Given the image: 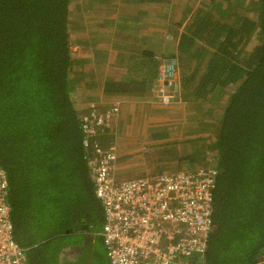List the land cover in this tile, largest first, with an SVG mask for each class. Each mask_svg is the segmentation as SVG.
I'll return each instance as SVG.
<instances>
[{"label":"trees","instance_id":"1","mask_svg":"<svg viewBox=\"0 0 264 264\" xmlns=\"http://www.w3.org/2000/svg\"><path fill=\"white\" fill-rule=\"evenodd\" d=\"M72 1L0 0V166L8 180L13 238L24 249L26 264H63L67 254L60 243L52 250L49 244L54 239L38 238L36 229L44 234L50 224L59 229L50 228L56 234L75 225L82 213L91 231H99L103 224L82 144L81 114L68 83L74 60L66 31ZM229 1L232 10L241 8L246 14L215 17L219 4ZM211 7L190 15L177 48L183 86H190L185 90L188 96L207 108L212 93L219 94L216 105L210 106L213 121H203L216 123L217 129L208 152L198 146L199 152L187 151L182 160L189 168L217 169L204 264H256L264 249V0H215ZM253 33L254 40L249 41ZM200 55L201 62L209 55L207 77L198 76L199 61L190 72L184 69ZM148 64L149 90L158 62L155 58L142 66ZM20 160L31 169H17ZM53 192L56 196L51 197ZM49 200L53 209L37 214L29 205ZM67 210L68 218L58 219L59 211ZM73 236L77 243L80 238ZM98 237L94 242L101 248ZM246 241L250 242L244 245ZM97 251L100 263L101 250Z\"/></svg>","mask_w":264,"mask_h":264},{"label":"crops","instance_id":"2","mask_svg":"<svg viewBox=\"0 0 264 264\" xmlns=\"http://www.w3.org/2000/svg\"><path fill=\"white\" fill-rule=\"evenodd\" d=\"M214 2L215 0H74L70 4L66 29L71 55L74 57L68 73L70 95L79 107L80 114L92 103L96 105L98 111H103L113 103L118 104V111L113 115V123L104 129L96 140L102 146L109 143L115 145L117 159L113 176L117 181L157 174L159 168L154 165L157 162L165 163L166 167L172 166L167 163H171L174 158H165L164 161L152 160L154 147L151 140L156 138L164 139L171 144L176 141H195L197 147L204 146L199 145L201 141L212 144L213 136L210 140H205L208 136H201L200 133L202 130L211 133L207 126L213 123L204 124L203 121H211L212 117L209 115L212 104L207 102L208 107L205 108L196 103L185 91L189 90L190 86L187 84V87H184L183 76L179 77L183 71L180 69L177 44L178 36L184 31L190 15L198 8L202 13L209 9L213 10L211 6ZM213 12L215 17L223 13L231 18L233 15L246 14L241 8L232 10L230 1L228 4H219L216 12ZM171 55H175L178 60V95L173 103L162 105L154 100L145 81L152 75L147 69L151 65H142L155 58L159 65L162 58ZM199 57L201 58V55ZM207 57L209 55H204L202 62H206ZM158 65L154 74L157 73ZM195 77L197 78V75ZM110 83L120 86L111 87L108 85ZM125 84L128 88L130 86L135 88L129 90L123 86ZM161 134L162 137L159 136ZM144 141H148L150 145L145 146ZM192 149L189 152H193L194 148ZM187 166L185 163L182 167ZM175 167L178 169L179 166ZM124 172L132 176H125ZM35 201L29 202L31 208H35L34 213L53 209L50 207L52 200L43 201V204H37ZM64 213L63 211L62 215L66 220ZM80 217L75 223L87 224L86 215L82 213ZM73 225L62 228L56 234L46 226L43 228L44 234H41V229H36V234L38 238L45 237V240L50 241L59 233L70 237L77 235V238L82 236V241L81 239L79 241L81 243L75 244L70 241L67 248L72 249L73 246L79 248L84 245L89 252L88 264H100L96 259L99 253L96 251L97 244L94 240L100 237L101 229L94 232L89 226L87 229L75 231L72 229ZM52 245L55 250L56 245L53 242ZM101 247V257L105 262L108 259L104 257L106 253L102 245ZM48 254L50 253L48 252L46 256Z\"/></svg>","mask_w":264,"mask_h":264},{"label":"built area","instance_id":"3","mask_svg":"<svg viewBox=\"0 0 264 264\" xmlns=\"http://www.w3.org/2000/svg\"><path fill=\"white\" fill-rule=\"evenodd\" d=\"M177 65L175 55L162 58L158 65L149 90L159 104L176 100ZM117 111V103L103 111L92 103L78 120L94 194L103 213L99 235L109 264H204L217 169L185 167L117 181L115 145L96 141ZM7 194L8 180L0 166V264H26L24 249L13 238ZM256 264H264V249Z\"/></svg>","mask_w":264,"mask_h":264},{"label":"rangeland","instance_id":"4","mask_svg":"<svg viewBox=\"0 0 264 264\" xmlns=\"http://www.w3.org/2000/svg\"><path fill=\"white\" fill-rule=\"evenodd\" d=\"M254 36H255V33H253L252 34V36L250 37V39H249V41H252V40H254ZM198 61H199V64H198ZM196 63V64H195ZM205 63L206 62H201V58L200 59H198L197 60V62L195 61H193L191 64H189V67H188V69H187V72L188 71H190L191 69H193L195 66H197V64H198V66H199V69H198V71H197V73H198V76L200 77H204V76H208V74H209V72H210V68L208 69V70H206L205 69ZM195 64V65H194ZM180 69H181V67H180ZM184 73V72H183ZM182 73V74H183ZM182 74H180L179 75V77L180 76H183ZM197 76V77H198ZM198 77V78H199ZM214 82L215 81H212L211 83H210V86H209V90L212 88V87H214ZM70 87V86H69ZM209 100H210V103H208V104H214V105H216V102L215 101H217V100H219V94L216 92H213L212 93V95L209 97ZM224 104H225V102L224 103H221V101H219V106H221V105H223L224 106ZM212 110H210V112H211ZM214 114V112H211L210 113V115L209 116H212ZM212 121H213V118L211 119ZM211 122V121H210ZM215 122V121H214ZM156 124H158V123H156ZM159 126H161L160 124H158ZM205 126H207V125H205ZM209 127H211L210 129V132L211 133H209V132H204V130H202L200 133L202 134L201 136H208V137H206L205 138V140H210L211 139V137L213 136V133H215L216 132V129H217V127H216V123H214L213 125L211 124ZM170 134H173V132L171 133L170 132ZM199 134V133H198ZM160 137H162L163 136V134H161V135H159ZM213 138H215V137H213ZM212 138V139H213ZM144 144H145V146H149L150 144H149V142L148 141H144L143 142ZM186 143V144H185ZM151 145H152V147H154V148H152L153 149V154H152V160H157V161H164L165 160V158H167V159H173V161L171 162V163H167V165L168 164H172V166L171 167H166V165H164V164H162V163H160V162H157V163H154V165L156 166V167H158L159 169L156 171V173L157 172H163V173H170V172H174L175 170H178V169H181V167L183 166V164H185V163H187V162H185V160H182V157L185 155V153L187 152V151H189L190 149H192V147L196 150V151H198L199 152V148L197 147V145H196V143H195V141H192V142H188V141H176V142H173V144H171V143H169L168 141H165L164 139L163 140H161V139H159V138H156V139H154V140H151ZM204 148H205V150H207V152H208V149H209V144L207 143V142H204ZM193 150V149H192ZM191 151V150H190ZM156 156H158V157H156ZM175 156V157H174ZM17 163H19V165H18V167H17V165H16V168L18 169V168H28V169H31L30 168V165L28 164V162L27 161H24V160H20V161H18ZM175 166H179L178 167V169H176V167ZM188 167V166H187ZM32 168H34V166H32ZM127 172H129L130 173V171H127ZM36 173V172H35ZM124 174H125V176H132V175H130V174H128V173H126V172H124ZM124 174H123V177H124ZM77 188V187H76ZM71 190V189H70ZM68 191L69 190H67L66 189V192H64V194L65 195H67V193H68ZM53 195L51 196V197H54V196H56V193H52ZM68 197V196H67ZM66 210V209H65ZM62 211H59V213H58V219H63V215H62V213H61ZM70 212L71 211H65V213H64V215H65V218L67 219L68 218V216H69V214H70ZM52 225H54V224H52ZM52 229L53 230V232L55 231H58L59 229L58 228H55L54 229V227L53 226H51L50 224H48V226H47V229ZM78 238H80L81 239V241H82V236H78ZM74 239H76V236H73V237H70V236H67V235H65V234H62V233H59V235H57L56 236V238L53 240L54 241V243L53 244H61V246H63L62 248L63 249H61V251H64L63 253H68V254H66V255H64V257H63V260L61 261V263L62 262H64L65 264H88V262H89V252H87V248H85L84 247V245L83 246H80L79 248H78V246H73L72 247V249H68L67 248V246H69V244H70V241H71V243H75V242H73L74 241ZM80 239L79 240H77V242L78 243H75V244H79V243H81V242H79L80 241ZM52 241V242H53ZM52 242H51V245L49 246V247H51L52 248V250H54V245H52ZM250 241H246V244H244V245H247L248 243H249ZM96 245V244H95ZM57 247L58 248H60V246L59 245H57ZM96 248V251H97V249L100 251H102V247L101 248H99V246H97V247H95ZM104 248V247H103ZM248 248H250V245L248 246ZM75 252V253H74ZM72 253H74L73 255H72ZM72 255V256H71ZM101 255H102V253L100 252V257H99V260H100V264H107V261H105L104 262V259H103V257H101ZM105 257V256H104ZM71 258H73V259H71ZM106 259V258H105ZM59 259H57L56 261H58ZM63 263V264H64Z\"/></svg>","mask_w":264,"mask_h":264},{"label":"water","instance_id":"5","mask_svg":"<svg viewBox=\"0 0 264 264\" xmlns=\"http://www.w3.org/2000/svg\"><path fill=\"white\" fill-rule=\"evenodd\" d=\"M83 228H88V224H85V225H83V224H75V225H73V227H72V229L73 230H80V229H83Z\"/></svg>","mask_w":264,"mask_h":264}]
</instances>
